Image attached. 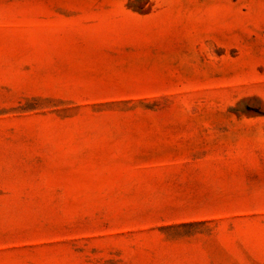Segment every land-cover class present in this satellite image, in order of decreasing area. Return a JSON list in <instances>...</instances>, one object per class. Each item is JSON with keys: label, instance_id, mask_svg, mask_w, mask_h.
<instances>
[{"label": "rangeland", "instance_id": "rangeland-1", "mask_svg": "<svg viewBox=\"0 0 264 264\" xmlns=\"http://www.w3.org/2000/svg\"><path fill=\"white\" fill-rule=\"evenodd\" d=\"M0 264H264V0H0Z\"/></svg>", "mask_w": 264, "mask_h": 264}]
</instances>
